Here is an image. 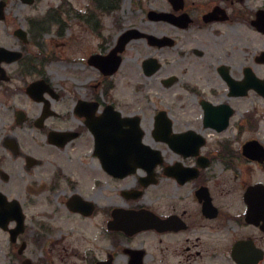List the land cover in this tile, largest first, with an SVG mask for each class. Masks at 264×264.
<instances>
[{
  "label": "flooded vegetation",
  "instance_id": "flooded-vegetation-1",
  "mask_svg": "<svg viewBox=\"0 0 264 264\" xmlns=\"http://www.w3.org/2000/svg\"><path fill=\"white\" fill-rule=\"evenodd\" d=\"M43 2L0 0V264H264V138L245 137L264 121V0H140L142 26L113 46L89 29L95 50L67 58L89 74L63 94L42 43L64 37L62 7ZM133 43L198 126L120 91Z\"/></svg>",
  "mask_w": 264,
  "mask_h": 264
},
{
  "label": "rangeland",
  "instance_id": "rangeland-1",
  "mask_svg": "<svg viewBox=\"0 0 264 264\" xmlns=\"http://www.w3.org/2000/svg\"><path fill=\"white\" fill-rule=\"evenodd\" d=\"M94 1L95 0H64V6H62V0H44L39 10L44 13L46 7L51 4H59L62 7L60 19L63 22V25L62 23L61 25L66 29L64 37L58 38L56 30L50 29L48 35L42 37L44 39L42 43L44 44V41H47L45 44L48 45L45 48V52L49 53V51H52L55 56L58 57L57 60L50 61L47 76L50 78L55 89L62 94L68 93V90H70V92L75 91L74 88L76 84L85 80L89 74V68L83 66L75 67L67 61V58L74 59L75 57H82L86 52L89 53L95 50V45L98 42L97 39H94L91 35L93 33L89 31V29L101 27L102 30L103 28L104 31H101L102 34L113 39L111 43L113 46L116 37L122 30L131 29L133 27L139 28L142 26L143 14L140 0H99L100 3L104 2L107 7L106 11H104V9L99 10V5L97 6ZM93 13H95L96 16L95 14L93 15ZM49 26L56 27V25H51V23H49ZM140 49H142V47L137 43H133L125 52L124 58L126 61L119 74L120 91L123 93L125 92L130 99L148 98V101L150 100L153 105H148L149 102L145 100L143 105L150 108L159 105L160 101L167 99L171 101L173 99V107L176 106L183 110V114L180 116L181 123L190 119L193 121V127L198 126V118L194 114L196 109L194 107V102L191 101L192 98H189V94L182 92L181 100L175 99V96L166 97L164 91L162 92L160 89L161 86L159 82L155 78L144 79L141 76L140 63L142 58L140 54L142 53ZM146 49L144 53L148 54V49ZM139 85H143L141 90L138 89ZM176 89L179 90L178 87H176ZM253 99L258 108H264V102L259 98L254 97ZM177 113L179 116V109ZM146 124H149V122L146 121ZM205 134L208 133L205 132ZM250 135L264 138V121L261 123L260 130L248 133L245 137ZM212 139H215V136H212Z\"/></svg>",
  "mask_w": 264,
  "mask_h": 264
},
{
  "label": "water",
  "instance_id": "water-1",
  "mask_svg": "<svg viewBox=\"0 0 264 264\" xmlns=\"http://www.w3.org/2000/svg\"><path fill=\"white\" fill-rule=\"evenodd\" d=\"M132 31L131 32H127L124 37L121 39L120 41V44L118 46V48L113 52V54L107 59V67H109L110 71L112 72V74H114L117 70H118V67H119V64H120V59L117 57V53L119 52H122L123 51V48H124V45L126 44L127 41H124V39L127 37V36H131L132 35ZM123 46V47H122ZM122 47V48H121ZM38 86V84L34 85L30 90L31 91H35V87ZM257 87H259V85L257 84ZM261 90H262V94L264 96V86L261 87ZM249 147V146H248ZM141 149L142 151H144V155L146 158H151L155 155V151L149 147V146H144V145H141ZM174 149L178 152H183V148L182 147H179V146H176L174 147ZM184 154H196L195 152L193 153H184Z\"/></svg>",
  "mask_w": 264,
  "mask_h": 264
}]
</instances>
